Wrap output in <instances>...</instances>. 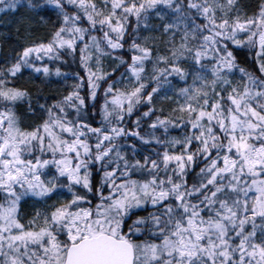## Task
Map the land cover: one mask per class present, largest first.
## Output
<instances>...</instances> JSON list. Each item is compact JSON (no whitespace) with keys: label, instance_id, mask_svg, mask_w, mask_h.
I'll use <instances>...</instances> for the list:
<instances>
[{"label":"snow or ice","instance_id":"1","mask_svg":"<svg viewBox=\"0 0 264 264\" xmlns=\"http://www.w3.org/2000/svg\"><path fill=\"white\" fill-rule=\"evenodd\" d=\"M40 4L58 24L0 64V264H264V0ZM129 30L130 60L116 54ZM244 47L251 67L238 60ZM77 49L87 96L79 72L51 103L12 83L25 68L62 75L45 58ZM172 76L185 83L169 96ZM104 80L94 126L82 113ZM161 92L170 108L157 107ZM18 102L42 119L23 126ZM170 125L183 131L169 136Z\"/></svg>","mask_w":264,"mask_h":264},{"label":"trees","instance_id":"2","mask_svg":"<svg viewBox=\"0 0 264 264\" xmlns=\"http://www.w3.org/2000/svg\"><path fill=\"white\" fill-rule=\"evenodd\" d=\"M3 2H7V0H3ZM255 0H253V3ZM33 4L40 5L38 8H30L28 5V0H17V7L15 9H0V64H3L6 59H9L15 55V52L19 50L25 43L31 41H39L41 39L46 40L50 34V30L53 25L58 24V13L55 10L54 6L48 4H40V0H32ZM69 11L74 10L71 6L68 7ZM158 18L153 17L152 23H155ZM202 22V21H201ZM143 28V26H141ZM158 31V30H157ZM146 34L145 32H141L143 36ZM100 35V33H98ZM131 30H129V34L125 37L124 48L116 50L117 56L123 55L127 59L130 60L131 55L128 51V43L131 41ZM161 51L164 50L163 45L161 44ZM247 58V59H246ZM238 60L242 63H246L247 66L251 67L254 65V61L251 57H248V50L246 47L240 49L238 51ZM44 62L49 63L50 67L55 68L59 66L63 73L60 76L55 74H51L47 77H44L42 73H34L31 69L25 68L22 70L21 74L17 75L12 83L15 86L26 87L33 95V103L35 104V99L37 98H47V102L51 103L53 99H59L62 95H65L72 87L73 82L77 79L75 73L79 72L81 76H84L83 88L81 92L83 95L87 96V76L84 72L83 67L79 62V50L77 49L74 56L65 55L64 60L49 61L45 58ZM116 64L115 58L109 53L108 55L103 57V68L107 71L110 67ZM95 66V62L93 61V67ZM121 69H126V65H122ZM148 69H151V63L148 64ZM116 76L120 75V71L118 70L115 73ZM124 75H130L127 71L124 72ZM114 77L110 74L108 79H113ZM172 80V84L175 83L183 84L184 81H181L179 77L172 76L170 77ZM123 81H121V85L123 86ZM107 84V80L102 81L101 87L99 88V98L96 100V103L93 105L91 101L86 105V111L82 113V115H86L87 119L94 126H99L102 123L100 117V109L99 104L100 100L103 98L104 91L103 87ZM175 87L168 91V95L172 96L174 94ZM164 93L161 92L159 96L155 97V103L157 107L163 106L165 109L170 108L172 105L169 101L162 99ZM147 105V102L141 106L134 115H140L143 111V108ZM93 107L96 109L93 112ZM16 111L18 115L21 116V123L25 127L32 126L35 122H38L42 119V116L37 109L34 114H29L27 112V104L25 103H17ZM68 114L71 116H75V110L68 108ZM167 114V111L164 112H153L152 117L154 118L156 115ZM134 118V116L132 117ZM146 121L142 123L140 131H145L146 129ZM126 126L131 127V118L126 120ZM157 134H159L161 139H165L164 129L160 126H157L155 129ZM183 131L182 128H178L175 126H169L167 135L169 136H179ZM118 143L121 144V150H126V145H124L123 139H118ZM138 142V141H136ZM155 146L154 144L152 145ZM195 146V145H193ZM143 153H140L142 157ZM199 165H197L198 167ZM102 171V169L100 170ZM100 171L94 170V182L99 178ZM189 183L192 182V175L188 177ZM31 202L28 200L22 205L23 211H28ZM30 213V212H29ZM207 214V213H205Z\"/></svg>","mask_w":264,"mask_h":264},{"label":"rangeland","instance_id":"3","mask_svg":"<svg viewBox=\"0 0 264 264\" xmlns=\"http://www.w3.org/2000/svg\"><path fill=\"white\" fill-rule=\"evenodd\" d=\"M187 81H188V82H191V76L187 77ZM184 83H185V82H183V84L175 83V84H174V87H175V88L183 87ZM66 191H67V190H65V192H66ZM50 198H51V200H56V199H57V197H56L55 195H52ZM29 202H31V201H29ZM31 203H32V202H31ZM29 208H30V209H28V211H29L30 213H29V212H28V213L31 214V207L29 206ZM21 210H22V209H21ZM22 211H23V210H22ZM23 212H27V211H23Z\"/></svg>","mask_w":264,"mask_h":264}]
</instances>
